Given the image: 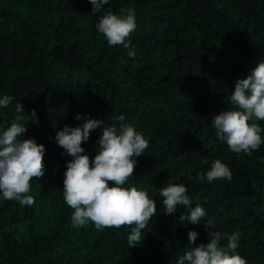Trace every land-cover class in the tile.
Segmentation results:
<instances>
[{
	"label": "trees",
	"instance_id": "trees-1",
	"mask_svg": "<svg viewBox=\"0 0 264 264\" xmlns=\"http://www.w3.org/2000/svg\"><path fill=\"white\" fill-rule=\"evenodd\" d=\"M129 7L137 21L129 49L109 45L96 28L99 17ZM261 60L264 0H109L96 14L89 0H0V98L15 97L0 108V130L16 115L30 122L35 110L38 123L28 124L23 139L46 149L45 174L31 181L32 206L0 193V264H177L192 247L190 230L198 233L193 247L209 241L203 223L179 221L187 208L165 215L160 191L169 179L184 184L215 230L240 231L236 251L247 264H264V144L251 155L233 153L211 124L233 107L234 82ZM17 102L24 113L15 112ZM77 114L105 126L124 114L149 141L124 185L157 206L136 247L128 248L130 227L72 226L74 210L63 198L72 157L55 136L65 125L81 126ZM101 132L81 145L90 160ZM215 159L229 167L231 181L196 178Z\"/></svg>",
	"mask_w": 264,
	"mask_h": 264
},
{
	"label": "clouds",
	"instance_id": "clouds-1",
	"mask_svg": "<svg viewBox=\"0 0 264 264\" xmlns=\"http://www.w3.org/2000/svg\"><path fill=\"white\" fill-rule=\"evenodd\" d=\"M93 14L100 13L109 0H89ZM137 27L136 14L132 8L121 9L118 14L108 10L101 15L96 24L109 45H122L129 49L130 34ZM134 50L128 51L129 57H135ZM15 97L5 95L0 98V108H8ZM231 107L214 115L212 126L217 137L226 141L231 152L251 155L264 144L261 133L264 131L256 121H264V60L250 67L246 78L234 82V91L230 96ZM16 113H24L20 102L15 104ZM29 116V115H28ZM31 123H38L35 110H32ZM77 120H83L81 126L67 125L56 133L55 142L72 159L66 164L63 180V198L74 210L71 220L74 228L87 227L92 222L97 230L105 228L120 229L130 227L127 236L128 248L136 247L143 239V232L157 214L154 199L147 192L136 187H125L134 175L137 160L149 147V141L137 132L132 123H125V115L112 117L113 123L105 126L100 119L77 114ZM22 115H16L10 126L0 130V193L5 200H15L21 206H32L34 197L30 195L31 181L45 174L43 163L45 147L35 138L23 139L28 123L22 124ZM101 129L97 141L98 150L94 159L84 154L82 143L88 141L90 133ZM208 164V159L202 161ZM198 180L207 179L209 183L217 180L231 181L233 174L220 159L212 161L210 170L197 174ZM111 182L114 186H109ZM184 184L174 183L171 179L163 187L165 215H173L178 206L187 208V213L179 216L182 224L200 225L203 223L208 243L193 247L198 239L196 231L188 232L191 249L178 259L177 264H247L236 251L241 239L240 231L231 234L215 230L214 220L207 218L205 209L198 203L192 207ZM134 225V227H133ZM227 239V246L221 241Z\"/></svg>",
	"mask_w": 264,
	"mask_h": 264
}]
</instances>
